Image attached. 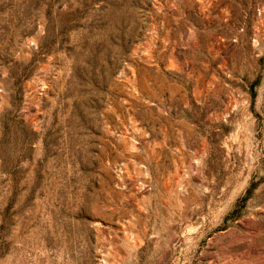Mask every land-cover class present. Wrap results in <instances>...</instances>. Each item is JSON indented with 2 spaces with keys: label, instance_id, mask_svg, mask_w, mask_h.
Wrapping results in <instances>:
<instances>
[{
  "label": "rangeland",
  "instance_id": "rangeland-1",
  "mask_svg": "<svg viewBox=\"0 0 264 264\" xmlns=\"http://www.w3.org/2000/svg\"><path fill=\"white\" fill-rule=\"evenodd\" d=\"M0 264H264V0H0Z\"/></svg>",
  "mask_w": 264,
  "mask_h": 264
},
{
  "label": "bare ground",
  "instance_id": "bare-ground-1",
  "mask_svg": "<svg viewBox=\"0 0 264 264\" xmlns=\"http://www.w3.org/2000/svg\"><path fill=\"white\" fill-rule=\"evenodd\" d=\"M188 231H189V230H188ZM188 233H189V232H187V234H188ZM184 234H185V233H184ZM191 234H192V233H191ZM185 235H186V234H185ZM188 235H189V234H188ZM185 237H186V236H185ZM192 237H193V236H192ZM192 237H191V238H192Z\"/></svg>",
  "mask_w": 264,
  "mask_h": 264
}]
</instances>
